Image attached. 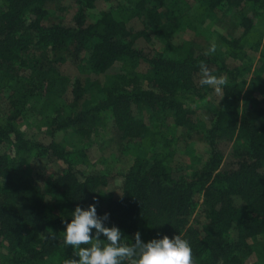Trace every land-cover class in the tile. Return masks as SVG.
I'll list each match as a JSON object with an SVG mask.
<instances>
[{
  "label": "trees",
  "instance_id": "1",
  "mask_svg": "<svg viewBox=\"0 0 264 264\" xmlns=\"http://www.w3.org/2000/svg\"><path fill=\"white\" fill-rule=\"evenodd\" d=\"M60 1L0 0V94L7 96L0 114V264L78 259L63 243V221L70 222L76 206L93 203L99 216L109 214L106 226L120 228L122 242L134 243L137 231L144 242L181 234L196 264H244L253 252L249 240L264 236V0H111L94 17L89 12L96 0H73L71 22L45 23L48 5ZM225 7L238 10L242 31L221 41L229 56L245 64L231 66L174 44L179 30H194ZM153 37L164 41L169 55L147 44ZM249 52L260 54L255 69ZM67 57L83 79L58 70ZM201 61L228 84L207 108L206 158L198 168L175 174L168 167L177 142L170 127L194 130L193 103L211 90L197 81ZM141 62L146 69L138 73ZM85 74H110L112 82L101 85ZM93 87L102 97L78 109ZM56 99L70 111L41 117L48 135L71 128L82 139L105 116L122 140L138 148L123 171L78 169L85 142L72 150L53 139L26 137L22 121L28 112L44 116ZM222 144L229 145L226 156ZM32 155L60 163L43 184L28 171ZM116 178L120 189L114 195L106 187ZM196 193L203 206L199 226L191 222ZM256 254L264 264V245Z\"/></svg>",
  "mask_w": 264,
  "mask_h": 264
},
{
  "label": "rangeland",
  "instance_id": "2",
  "mask_svg": "<svg viewBox=\"0 0 264 264\" xmlns=\"http://www.w3.org/2000/svg\"><path fill=\"white\" fill-rule=\"evenodd\" d=\"M111 0H96L95 7L89 12L90 17H94L99 11L109 7ZM49 14L45 19V23H50L55 20H62L65 22H71L72 17L76 11V4L73 0H61L58 3H51L48 5ZM238 10H232L229 8H222L216 10L214 17L206 18L201 25L196 29L182 28L172 38L174 44H187L193 47L196 51L205 53L209 48L211 42L215 41L218 45L217 51L213 56H216L224 60L231 66H242L245 64V60L241 58H232L228 55L221 37H236L239 36L242 28L237 20ZM150 47L163 52L164 55H169L165 52V43L163 40L152 38L149 43ZM174 53L170 54L173 55ZM249 59L253 65V69L257 68L260 64L259 52H249ZM260 59V60H259ZM58 70L67 75L70 78L79 76L75 64L71 58L67 57L64 62L57 63ZM146 69V63L141 62L137 68V72L141 73ZM116 66L112 72L117 71ZM89 79L98 78L101 85H109L112 79L110 74L105 75H87ZM83 79V78H82ZM200 76L197 77L199 82ZM102 94L95 91V88L86 90L83 98L78 103V109L93 105L95 101L100 99ZM221 97V94H217L213 88L205 92L201 99L194 101V119L195 129L187 131L183 128L170 127V132L176 137V152L173 159L170 161L168 167L173 173L187 172L189 170L198 168L207 156V146L204 140V132L209 125L207 117V108H210L213 103L217 102ZM41 105V102L37 104V107ZM7 107V96L4 93L0 94V114ZM62 108V115L68 114L70 111L69 106L64 104L61 99H56L51 106L44 111V116L41 112L29 113L27 118L22 121V129L26 133V137L38 140L43 143H48L51 139L58 143L63 144L67 149L78 150L81 142H85V160L76 164L78 169L82 170H102L113 175H117L118 172L123 171L129 164L131 158L137 152V145L133 142H126L120 138L119 133L114 129L112 123L107 120V117L100 115L95 122V128L88 137L79 139L75 135L71 128L56 132L52 138L48 135L46 120L41 121V117L49 118L54 111ZM2 111V112H1ZM137 116L141 113L135 109ZM6 147L8 144L5 145ZM1 150H4V146H0ZM222 149L226 156L229 145L222 144ZM74 159L78 158L77 154L73 155ZM28 171L37 179L38 183L43 184L45 174L49 170H56L60 163L51 160L47 155L42 157L31 156L30 161L27 162ZM118 179H114L113 182L106 187V191L112 192L114 195L119 193ZM195 200L197 202L196 209L192 215L191 222L195 226H199L203 221V206L202 200L198 193L195 194ZM253 247V252L248 255L244 261V264H263V261L258 258L256 250H261L264 245V236H257L249 240Z\"/></svg>",
  "mask_w": 264,
  "mask_h": 264
},
{
  "label": "clouds",
  "instance_id": "3",
  "mask_svg": "<svg viewBox=\"0 0 264 264\" xmlns=\"http://www.w3.org/2000/svg\"><path fill=\"white\" fill-rule=\"evenodd\" d=\"M217 47L215 41L211 42L204 54H214ZM199 69L200 85L209 86L217 94H222L224 86L228 84L227 78L213 74L203 61ZM71 217L70 222L63 221L66 224L63 243L72 246L73 255L78 259H65L64 264H196L192 247L181 234L172 238L164 235L144 242L137 231L134 234L135 242L129 244L122 242L124 236L119 227L106 226L109 214L99 216L95 203L86 209L76 206ZM101 236L106 239H101Z\"/></svg>",
  "mask_w": 264,
  "mask_h": 264
}]
</instances>
